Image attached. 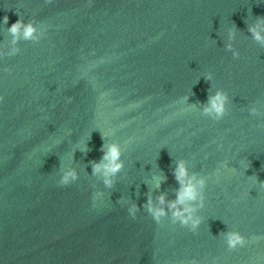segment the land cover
Instances as JSON below:
<instances>
[{
  "label": "water",
  "instance_id": "obj_1",
  "mask_svg": "<svg viewBox=\"0 0 264 264\" xmlns=\"http://www.w3.org/2000/svg\"><path fill=\"white\" fill-rule=\"evenodd\" d=\"M16 13L44 34L0 57V264H264V0H0V51ZM108 143L111 188L92 173ZM179 159L206 182L194 231L146 210L176 199Z\"/></svg>",
  "mask_w": 264,
  "mask_h": 264
},
{
  "label": "clouds",
  "instance_id": "obj_2",
  "mask_svg": "<svg viewBox=\"0 0 264 264\" xmlns=\"http://www.w3.org/2000/svg\"><path fill=\"white\" fill-rule=\"evenodd\" d=\"M17 14V13H16ZM19 17L17 21L7 27V33L11 36V48L8 52L0 51V57L5 55H15L19 52V48L16 47L18 41H38L43 32L38 31L34 22L29 20L27 23L24 19ZM8 17L5 15L0 18V25H7ZM248 32L251 34L252 39L261 46H264V19H259L255 24L249 26ZM228 44L226 50L231 51L233 58L238 57L239 53L232 47V41L235 39V30L229 29L227 32ZM205 79L212 81L213 77L208 74ZM184 102H187L188 97H184ZM68 102H71L69 98ZM228 104V95L222 90H217L215 95L209 97L208 104L200 110L201 115L206 116L214 121L221 120L226 115V105ZM250 115H261L257 108L250 109ZM103 156L100 163H96L92 166L93 175H100L103 178V185L105 188H111L114 183V177L122 169L123 163L121 162V147L116 143H108L102 145ZM173 175L179 189L176 194V199L171 202H166L164 196H159L156 199L155 204L152 199L149 198L146 210L151 216L152 220L159 224L162 218L171 216V222L173 224L179 223L181 226L189 227L191 230H195L201 223V219L195 215L197 209L203 206V189L205 187V179L198 177L196 174H189L186 162L183 159H179L175 163ZM77 179L74 170H67L62 173L58 180L60 186H68ZM164 179L163 176L153 175V180L156 186ZM260 187L264 188V182L259 183ZM137 208L136 205L128 207V215L135 219ZM224 242L229 250L235 249L237 246H244L245 238L236 231L227 232L224 237Z\"/></svg>",
  "mask_w": 264,
  "mask_h": 264
}]
</instances>
